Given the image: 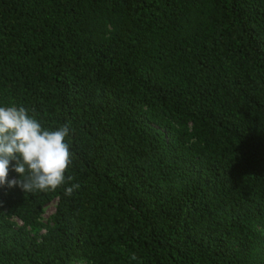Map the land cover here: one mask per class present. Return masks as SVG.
<instances>
[{"label": "trees", "instance_id": "1", "mask_svg": "<svg viewBox=\"0 0 264 264\" xmlns=\"http://www.w3.org/2000/svg\"><path fill=\"white\" fill-rule=\"evenodd\" d=\"M0 104L73 130L0 264H264V0H0Z\"/></svg>", "mask_w": 264, "mask_h": 264}, {"label": "clouds", "instance_id": "2", "mask_svg": "<svg viewBox=\"0 0 264 264\" xmlns=\"http://www.w3.org/2000/svg\"><path fill=\"white\" fill-rule=\"evenodd\" d=\"M73 130L69 123L45 127L24 106L0 104V187H17L24 192L55 190L69 185L71 164L67 142ZM10 173L15 175L10 178ZM79 185L71 184V195Z\"/></svg>", "mask_w": 264, "mask_h": 264}, {"label": "rangeland", "instance_id": "3", "mask_svg": "<svg viewBox=\"0 0 264 264\" xmlns=\"http://www.w3.org/2000/svg\"><path fill=\"white\" fill-rule=\"evenodd\" d=\"M55 206H56V203H51L45 208L44 213L41 218L43 222H47L50 215L54 212Z\"/></svg>", "mask_w": 264, "mask_h": 264}]
</instances>
